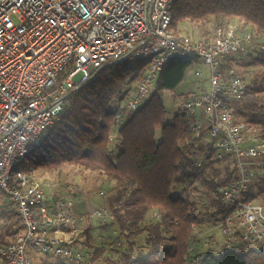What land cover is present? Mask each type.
Here are the masks:
<instances>
[{
  "label": "built area",
  "instance_id": "built-area-1",
  "mask_svg": "<svg viewBox=\"0 0 264 264\" xmlns=\"http://www.w3.org/2000/svg\"><path fill=\"white\" fill-rule=\"evenodd\" d=\"M175 1L0 0V193L23 227L0 246L2 264H32L28 248L69 264L95 263L71 198L76 186L56 171L40 177L14 169L95 70L123 63L140 72L134 94L120 107L129 113L146 101L172 59L198 61L209 71L181 106L192 120L198 166L229 161L237 171L214 191L227 213L216 218L221 238H209L207 253L264 247V200L249 197L255 167L263 166L264 139L242 118L248 83L229 59L264 51V35L241 22L214 25L201 36L176 35L170 29ZM110 136L116 151L118 128ZM108 214L99 209L92 216Z\"/></svg>",
  "mask_w": 264,
  "mask_h": 264
},
{
  "label": "trees",
  "instance_id": "trees-1",
  "mask_svg": "<svg viewBox=\"0 0 264 264\" xmlns=\"http://www.w3.org/2000/svg\"><path fill=\"white\" fill-rule=\"evenodd\" d=\"M171 14L170 29L176 35H181L177 29L179 22L213 20L221 25L236 18L264 35V0H176ZM229 59L244 60L245 67L262 66L258 77L248 80L242 76L248 83L249 94L264 95V51L251 50ZM191 63L170 60L146 101L129 113H122L120 107L134 94L140 72L134 69L132 74L131 68L123 63L95 70L89 82L82 83L68 97L59 120L29 146L25 160L14 169L30 172L74 165L99 171L115 181V194L108 203L112 221L102 222L100 227L115 223L119 234L107 245L97 246L89 232L91 226L84 231L87 246L94 251V262L103 256L106 260L102 264H188L191 246L197 242L194 227L200 216L194 202L174 193L176 184L205 179L215 191L220 184L234 180L231 171L218 180L209 179L208 169L217 163L214 160L198 166L199 155L191 147L192 120L181 108L171 121L166 118L163 91L176 88ZM247 107L241 109L243 120L259 127L264 139V101L262 104L253 101ZM117 113H121V121L116 119ZM116 128L122 143L113 151L109 137ZM260 160L263 166L255 167L249 197L264 200V177L257 170L264 168V156ZM226 165L227 169L232 166L229 161ZM213 172L215 176L221 174L217 169ZM154 210L160 211L156 221L150 218ZM226 213L220 205L212 214L213 221ZM15 218L18 214L0 193V219L10 220L6 233L0 234V246L12 242L5 235L15 238L22 233L23 227ZM144 233H147L144 244H138L135 237ZM107 251L117 254L121 263L105 255ZM41 259L50 260L49 264H69L53 256ZM194 263L264 264V247L235 249L222 255L201 253Z\"/></svg>",
  "mask_w": 264,
  "mask_h": 264
},
{
  "label": "rangeland",
  "instance_id": "rangeland-1",
  "mask_svg": "<svg viewBox=\"0 0 264 264\" xmlns=\"http://www.w3.org/2000/svg\"><path fill=\"white\" fill-rule=\"evenodd\" d=\"M233 22H243L242 20L232 19ZM214 25H217L215 21H204V22H194V21H184L179 22L177 24V29L181 34L191 33L197 36L205 35L209 32L210 28ZM247 27L253 30V27L250 24H247ZM246 61V59H245ZM236 62V60H235ZM237 71L241 75H245L248 80L253 77H258L257 75L263 69L262 66L255 67H245L243 64L244 60L237 61ZM132 74H134L135 70L131 68ZM134 71V72H133ZM137 71V69H136ZM198 72L203 74L202 76H198ZM208 67L203 65L201 62L194 61L187 68L183 81L174 89H165L163 91V99L164 105L166 107L167 120H172L174 114L181 108L182 103L186 100L189 94L196 88V84L200 78L205 79V74H208ZM82 76L81 73L75 76V80H78ZM257 101L259 104H262L264 101V95L258 94L253 95L250 94L249 101L246 102L242 107L245 109L249 103ZM241 107V108H242ZM248 108V107H247ZM243 117V116H242ZM158 135L160 136V130L158 131ZM111 137V136H110ZM109 137V138H110ZM259 161L260 158L258 159ZM214 169L220 171L221 174L215 176L213 172ZM209 179L218 180L222 175H226L228 172H232L234 177L237 175V171L231 166L227 169L226 162H217L214 163L213 168H209ZM259 175L264 177V168H258ZM59 173L64 179L73 183L78 192L71 195V198L75 202V212L79 216V224L81 229L85 231L86 227H90V234L92 238L95 239V243L97 246L99 245H107L109 242L115 240L117 234H119V229L117 224H111L106 228L100 227V224L112 221L111 212L108 209L109 199L115 194V181L108 179L104 174L99 171L88 170L79 166L74 165H64L60 169L53 170H37L34 173L37 176H52L53 172ZM32 172V171H31ZM209 180L198 179L192 183L189 182H180L175 186L174 193L184 198H188L191 202H194L196 210L200 216V222L194 227V233L197 236V242L193 243L190 249V260L188 264H195V260L198 258L199 254L206 253L208 249L207 241L211 237L221 238V227L214 220L212 214L217 211L219 206L221 205L214 198V189L208 183ZM99 209H107L109 214L105 217H97L94 218L92 214ZM160 211L154 210L151 213V220L156 221L160 217ZM217 217V216H216ZM15 221H18V218H15ZM10 223L8 219H0V234L4 235L6 233V226ZM16 226V225H15ZM21 232L17 233L16 237H11V235L7 234V239L9 241L15 240ZM147 233L141 234L135 237L138 244H144L145 237ZM28 255L33 261L37 264H49L50 260L41 259L44 255L32 248L27 249ZM105 255H110V259L121 261L118 259L117 254L112 253L111 251H107ZM40 261H39V260ZM106 259L102 256L101 259L96 261L94 264H102ZM2 262V258L0 257V263Z\"/></svg>",
  "mask_w": 264,
  "mask_h": 264
},
{
  "label": "crops",
  "instance_id": "crops-1",
  "mask_svg": "<svg viewBox=\"0 0 264 264\" xmlns=\"http://www.w3.org/2000/svg\"><path fill=\"white\" fill-rule=\"evenodd\" d=\"M229 21H232V19L231 20H229ZM238 21V20H237ZM233 22V21H232Z\"/></svg>",
  "mask_w": 264,
  "mask_h": 264
},
{
  "label": "water",
  "instance_id": "water-1",
  "mask_svg": "<svg viewBox=\"0 0 264 264\" xmlns=\"http://www.w3.org/2000/svg\"><path fill=\"white\" fill-rule=\"evenodd\" d=\"M89 82V81H88Z\"/></svg>",
  "mask_w": 264,
  "mask_h": 264
}]
</instances>
